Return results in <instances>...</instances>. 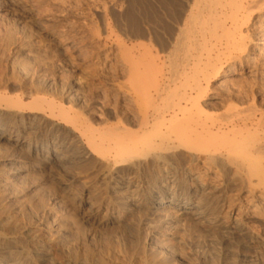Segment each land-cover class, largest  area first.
Wrapping results in <instances>:
<instances>
[{
    "label": "bare ground",
    "instance_id": "1",
    "mask_svg": "<svg viewBox=\"0 0 264 264\" xmlns=\"http://www.w3.org/2000/svg\"><path fill=\"white\" fill-rule=\"evenodd\" d=\"M89 1L103 19L100 28L87 27L86 37L117 70L115 80L98 81L94 90L113 104L81 111L66 94L55 100L36 90L25 101L0 93V140L59 164L68 140L76 161L95 159L115 191L128 187L119 177L124 168H158L164 181L181 173L186 199L174 207L201 224L220 260L264 264V0H177L161 36L143 8L136 30L122 18L115 31L106 20L109 6ZM50 38L72 60L80 52L62 33ZM8 122H27L28 132L10 131ZM41 127L43 135L32 138L29 131ZM112 199H104L105 208Z\"/></svg>",
    "mask_w": 264,
    "mask_h": 264
},
{
    "label": "rangeland",
    "instance_id": "2",
    "mask_svg": "<svg viewBox=\"0 0 264 264\" xmlns=\"http://www.w3.org/2000/svg\"><path fill=\"white\" fill-rule=\"evenodd\" d=\"M102 1L109 6L106 20L115 31L122 18L130 31L136 30L141 20L137 12L144 9L159 36L168 26L164 16L178 5L177 0ZM102 17L89 0H0V93L25 101V93L36 90L55 100L66 94L81 111L85 104L95 109L113 104L94 84L115 80L116 66L86 37V29L101 27ZM51 33L79 44L73 60L54 45ZM26 123L8 122L6 127L26 132ZM43 131L29 132L39 138ZM68 143L64 141L61 153L65 163L59 164L0 140V236L5 237H0V264H232L220 260L219 249L211 247L194 217L175 209V203L186 199L181 173L164 181L158 168L146 166L129 174L124 168L119 177L128 187L115 191L101 180L95 159L78 163L79 152ZM106 197L114 201L109 208L104 207ZM169 201L173 204L168 206ZM160 203L165 205L158 207ZM122 212L127 219L119 221Z\"/></svg>",
    "mask_w": 264,
    "mask_h": 264
}]
</instances>
